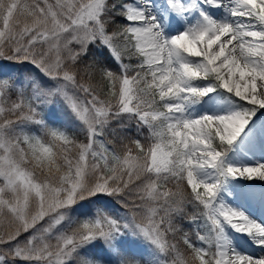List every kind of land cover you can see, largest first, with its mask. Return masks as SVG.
I'll use <instances>...</instances> for the list:
<instances>
[{
  "label": "snow or ice",
  "instance_id": "6c2138e0",
  "mask_svg": "<svg viewBox=\"0 0 264 264\" xmlns=\"http://www.w3.org/2000/svg\"><path fill=\"white\" fill-rule=\"evenodd\" d=\"M154 3L0 0V60L31 64L56 85L27 88L0 77V220L8 222L0 228V264H113L103 249L100 259L79 255L98 240L116 264H141L117 248L126 231L149 242L159 264H264V255L234 248L225 227L264 250V225L218 202L230 179L264 180V163L228 161L253 117L264 114V0H167L162 11L185 21L175 35ZM193 13L195 23L187 19ZM93 47L106 48L119 67L89 63ZM97 75L103 98L92 83ZM212 94L226 96L233 109L197 114ZM56 95L85 125L87 142L45 122L41 104ZM113 121L137 134L125 137L123 154L109 147ZM97 195L115 198L129 210L127 220L103 211L70 219L76 204ZM184 219H203L207 235L183 231L177 221ZM66 221L70 234L57 231Z\"/></svg>",
  "mask_w": 264,
  "mask_h": 264
},
{
  "label": "trees",
  "instance_id": "16d2710c",
  "mask_svg": "<svg viewBox=\"0 0 264 264\" xmlns=\"http://www.w3.org/2000/svg\"><path fill=\"white\" fill-rule=\"evenodd\" d=\"M132 0H130L131 2ZM120 22L127 23L124 21L123 18H120ZM86 60L91 63L95 61L99 66H107L109 68L117 69L119 66L112 60L111 55L109 54L106 48L102 47H93L89 53V57L85 58ZM126 63H134L135 60H129L125 57ZM83 68V65H81ZM14 75V77H12ZM0 77L6 79H14L17 82L19 80H29L31 83H35L38 87L43 89H53L55 88V82L49 80L47 77L43 76L37 69H35L31 64H17L10 60H0ZM92 83L94 86L97 87V91L100 93L101 98L104 97V93L107 91L106 86L101 82L100 77L97 75L93 78ZM71 92V89H70ZM83 102V101H81ZM42 108V115L44 116L45 121L50 112L48 111V107H41ZM14 121L16 120L15 116L10 117ZM20 123H23L20 121ZM119 121H113L111 127L114 128V134L108 136V140L110 141L109 146L115 147L117 152L123 154V147L122 144H127L128 140L125 137L135 139L137 138V134L135 132L134 127H119ZM64 132L68 133L69 135L75 136L79 142H87V137L85 136V130L79 127H62ZM141 140L144 139L143 136L139 137ZM26 147V146H24ZM165 185H161L160 188H164ZM167 187H172L174 189V181L170 182ZM190 191V188L188 189ZM139 202V201H138ZM98 211H103L108 213L111 216L121 219L122 221H126L127 219V212L129 211L125 207L118 203L117 200L110 196L105 195H97L92 197L91 199H85L80 201L76 204L71 211L69 212L70 219L75 221H82L88 218H94ZM189 211H194V209L189 208ZM140 215L137 216V219H141ZM47 217L45 220L40 221L37 227H40L41 224H45L47 221ZM7 220H0V228H4L7 226ZM177 223L179 227L183 230L188 232L193 237L195 236L196 232L200 234L207 235L208 229L207 226L204 224L203 219L197 220L195 223H190L188 219L178 220ZM68 222L66 221L65 224L57 226V231L63 229L65 232H71V229H64L67 227ZM31 232L24 233L21 235L20 240H24L26 237L30 236ZM171 239V235H169ZM51 247H55L57 240L55 238L48 240ZM118 242V241H117ZM197 243H199L197 241ZM123 245L124 255L135 260L141 261V264H159L160 256L159 253L155 251L153 246L147 242L142 236L132 235L130 232L126 231L125 234L122 236V240L120 243H117V248L119 249L120 246ZM182 252L188 254V250L186 246L179 245ZM101 249L104 252H107L108 255L113 253L110 251L106 245H104L103 241H96L93 244L87 245L85 248H81L79 250V255L83 257H89L92 259H100L101 258ZM115 254L112 255V257ZM17 264H26L24 261H18ZM68 264H77V261L74 259H70Z\"/></svg>",
  "mask_w": 264,
  "mask_h": 264
},
{
  "label": "bare ground",
  "instance_id": "6f19581e",
  "mask_svg": "<svg viewBox=\"0 0 264 264\" xmlns=\"http://www.w3.org/2000/svg\"><path fill=\"white\" fill-rule=\"evenodd\" d=\"M185 3L189 6L194 4L189 3V0H185ZM160 10L158 0H155L153 4V11L156 12ZM194 14L190 15L188 19L191 22H194ZM226 13L217 12L218 16H224ZM164 25V22H163ZM220 100H223L220 98ZM210 101L206 105H200L198 107L199 111L203 113L206 110L208 113H220L231 111L234 105L230 102H221ZM256 121V120H252ZM255 125L248 127L245 130V134L237 142V145L234 148V151L231 155L228 156V161L233 166H255L258 164L256 159H248L244 157L240 152L248 151L252 154V148L250 146L249 140L252 139L258 144V149L255 151L256 158L259 159V163H264V143L259 137L260 134H264V117H260ZM260 151H263L261 154ZM219 203L226 205H232L237 209H243L247 204L251 207L252 212L250 213V219L257 222L256 219H259V223L264 225V180H247L244 178L230 179L223 191L220 193ZM226 227V233L231 240L232 246L238 251L252 255L260 256L264 255V250L260 247L257 249L249 247L247 242L252 241V239L244 233H238L232 230L229 226ZM253 242V241H252Z\"/></svg>",
  "mask_w": 264,
  "mask_h": 264
},
{
  "label": "rangeland",
  "instance_id": "374dc122",
  "mask_svg": "<svg viewBox=\"0 0 264 264\" xmlns=\"http://www.w3.org/2000/svg\"><path fill=\"white\" fill-rule=\"evenodd\" d=\"M193 1L195 2V0H189V3L192 4ZM166 3H167V0H158L160 10L156 11V13L158 14V16H163V22H164L165 29L167 31H169L171 35H175L178 32L184 30L185 21L180 19L179 17H177L175 20H173L172 16L175 14L169 15L168 13L163 12L162 9ZM187 19H188V17H187ZM197 19H198V13H195L194 14V22H192V23H195L197 21ZM12 77H14V75H12ZM18 83L21 86H25L27 88H31V86L33 84L29 80H19ZM55 87H56V85H55ZM69 94H71L70 89H69ZM220 98H222L223 100H220ZM218 100H220L221 102H229V100L226 96H220L217 94H212L209 97H206L201 105H206L210 101L214 102V101H218ZM45 106L48 107L47 109L50 112V114L47 116V117H49L48 122H47V120L45 121L50 128L60 129V130L64 131V129H62V127H64L66 125L68 127H79V128H82L85 130V125L83 124L82 121H80L76 117V115L73 113V111L69 107V105L65 102L63 97H61L59 95L53 96L51 98V102L41 104V107H45ZM198 107H200V105ZM204 112H207V111L204 110L203 113ZM262 112H264V110H262ZM200 113H202V112L199 111L197 114H200ZM220 113H223V112H220ZM260 117H264V114H262L261 112H258L256 114V116L253 117V120H256V121H252L251 124L249 125V127L255 125L254 123L257 122V120ZM26 128L28 131H30L34 135H43V132H42L39 125L27 124ZM232 152H230L229 155H231ZM124 219H127V218H124ZM121 240H122V236L120 237V239L118 240L117 243H120ZM113 254L114 253H111L109 256L112 257ZM33 264H45V262H33ZM113 264H116L115 255L113 256Z\"/></svg>",
  "mask_w": 264,
  "mask_h": 264
}]
</instances>
